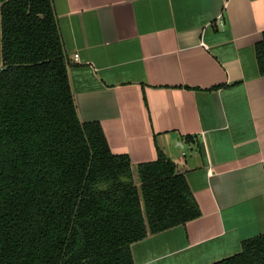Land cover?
I'll return each mask as SVG.
<instances>
[{"label": "crops", "instance_id": "crops-1", "mask_svg": "<svg viewBox=\"0 0 264 264\" xmlns=\"http://www.w3.org/2000/svg\"><path fill=\"white\" fill-rule=\"evenodd\" d=\"M53 1L80 119L134 165L165 153L201 211L133 264H209L264 232V0Z\"/></svg>", "mask_w": 264, "mask_h": 264}, {"label": "trees", "instance_id": "trees-1", "mask_svg": "<svg viewBox=\"0 0 264 264\" xmlns=\"http://www.w3.org/2000/svg\"><path fill=\"white\" fill-rule=\"evenodd\" d=\"M264 74V30L255 43ZM53 0H0V264H133L201 211L162 151L134 165L77 112ZM209 264H264V232Z\"/></svg>", "mask_w": 264, "mask_h": 264}, {"label": "built area", "instance_id": "built-area-1", "mask_svg": "<svg viewBox=\"0 0 264 264\" xmlns=\"http://www.w3.org/2000/svg\"><path fill=\"white\" fill-rule=\"evenodd\" d=\"M218 20H219L220 25L224 24L223 14L218 15ZM74 56L77 57V54H74Z\"/></svg>", "mask_w": 264, "mask_h": 264}]
</instances>
